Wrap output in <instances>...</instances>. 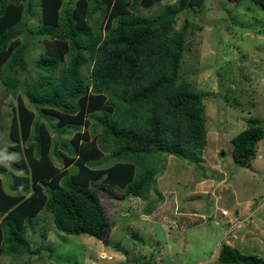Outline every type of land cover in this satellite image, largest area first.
<instances>
[{
	"label": "trees",
	"instance_id": "16d2710c",
	"mask_svg": "<svg viewBox=\"0 0 264 264\" xmlns=\"http://www.w3.org/2000/svg\"><path fill=\"white\" fill-rule=\"evenodd\" d=\"M160 1L0 0V83L16 97L8 150L19 154L12 165L23 172L10 192L0 181V255L34 252L26 228L42 211L57 230L108 244L111 222L101 194L146 199L159 156L199 162L206 144L203 97L179 82L188 21L178 31L173 24L182 11L201 10L204 0H175L155 15L142 14ZM250 1L264 10V0ZM34 7L39 25L27 30L41 37L43 50L33 62L38 74L31 84L14 73L27 69L20 35ZM84 65L91 66L89 77ZM70 129L69 139L51 135ZM261 138L259 121L249 119L231 139L233 161L247 166ZM216 259L264 264L227 243Z\"/></svg>",
	"mask_w": 264,
	"mask_h": 264
},
{
	"label": "rangeland",
	"instance_id": "374dc122",
	"mask_svg": "<svg viewBox=\"0 0 264 264\" xmlns=\"http://www.w3.org/2000/svg\"><path fill=\"white\" fill-rule=\"evenodd\" d=\"M173 2L161 0L142 14L155 15ZM35 11L20 35L27 69L14 73L31 84L38 74L33 62L43 50L41 37L27 30L39 25ZM184 20L188 26L179 82L203 97L206 144L199 162L159 156L158 173L146 199L101 194L111 222L108 244L89 235L59 231L51 214L42 211L26 228L34 252L14 258L0 255V264H224L214 258L222 243L264 258V10L250 0L238 4L204 0L201 10L182 11L173 29L178 31ZM90 69L84 65L82 74L89 77ZM16 93L34 109L23 96V87ZM15 105V95L0 83V181L8 192L14 176L23 173L12 165L19 154L8 150L13 145L9 126ZM251 118L259 121L262 138L248 165L240 166L233 161L231 139ZM73 133L70 129L51 135L69 139ZM52 157L56 165H62L61 159ZM219 174L223 180H217ZM114 191L117 195L124 192ZM235 211L241 218L237 219ZM199 214L206 216L197 220Z\"/></svg>",
	"mask_w": 264,
	"mask_h": 264
},
{
	"label": "crops",
	"instance_id": "0c3cea01",
	"mask_svg": "<svg viewBox=\"0 0 264 264\" xmlns=\"http://www.w3.org/2000/svg\"><path fill=\"white\" fill-rule=\"evenodd\" d=\"M251 204H253V203H251ZM239 207H240V205H238ZM243 210L245 211V208H243ZM243 210L241 211V215L242 214H244V212H243ZM238 211H239V209H238ZM247 211V210H246ZM174 213H176V212H174ZM235 213L237 214V219L241 216V215H239L238 216V213H237V211H235ZM255 213V212H254ZM179 214V213H178ZM182 215H184L183 213H182ZM190 215H194L193 213H191ZM204 216H206L205 214H199V217H197V218H195L194 219V221L197 219V220H199V219H203V217ZM224 218H226V217H224ZM241 218V217H240ZM161 219V218H160ZM220 220L222 219V217H221V215H220V218H219ZM175 219H172V221H174ZM188 221L190 220V219H187ZM194 221H192L191 220V222H192V225L194 224ZM181 224L183 225V226H185L184 224H185V222L184 221H181ZM225 227V226H224ZM226 229V228H225ZM215 259H216V256L214 257ZM215 259H214V261H215ZM122 262V260L120 261V263Z\"/></svg>",
	"mask_w": 264,
	"mask_h": 264
},
{
	"label": "water",
	"instance_id": "95a60500",
	"mask_svg": "<svg viewBox=\"0 0 264 264\" xmlns=\"http://www.w3.org/2000/svg\"><path fill=\"white\" fill-rule=\"evenodd\" d=\"M224 175L223 174H219L217 177V180H223ZM98 239H101L100 237Z\"/></svg>",
	"mask_w": 264,
	"mask_h": 264
},
{
	"label": "built area",
	"instance_id": "2783aa9c",
	"mask_svg": "<svg viewBox=\"0 0 264 264\" xmlns=\"http://www.w3.org/2000/svg\"><path fill=\"white\" fill-rule=\"evenodd\" d=\"M222 214L224 215V213L222 212Z\"/></svg>",
	"mask_w": 264,
	"mask_h": 264
}]
</instances>
